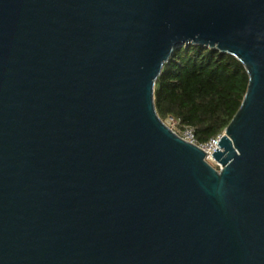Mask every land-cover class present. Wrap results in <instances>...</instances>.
Returning <instances> with one entry per match:
<instances>
[{
    "label": "water",
    "instance_id": "95a60500",
    "mask_svg": "<svg viewBox=\"0 0 264 264\" xmlns=\"http://www.w3.org/2000/svg\"><path fill=\"white\" fill-rule=\"evenodd\" d=\"M184 45L249 75L220 169L157 112ZM0 264H264V0H0Z\"/></svg>",
    "mask_w": 264,
    "mask_h": 264
},
{
    "label": "trees",
    "instance_id": "16d2710c",
    "mask_svg": "<svg viewBox=\"0 0 264 264\" xmlns=\"http://www.w3.org/2000/svg\"><path fill=\"white\" fill-rule=\"evenodd\" d=\"M249 75L235 56L200 45L178 48L155 85L159 116L192 126L199 142L222 134L239 110Z\"/></svg>",
    "mask_w": 264,
    "mask_h": 264
},
{
    "label": "built area",
    "instance_id": "2783aa9c",
    "mask_svg": "<svg viewBox=\"0 0 264 264\" xmlns=\"http://www.w3.org/2000/svg\"><path fill=\"white\" fill-rule=\"evenodd\" d=\"M166 124L181 138L184 140L193 143L197 146H199L202 150L206 153V160L208 162H215L216 168L220 169L221 166L213 159L212 154L215 152V150L218 147V143L220 141V138L222 134L212 138L208 142H199L195 135V128L192 126H181L180 121L174 117H169L166 120Z\"/></svg>",
    "mask_w": 264,
    "mask_h": 264
},
{
    "label": "rangeland",
    "instance_id": "374dc122",
    "mask_svg": "<svg viewBox=\"0 0 264 264\" xmlns=\"http://www.w3.org/2000/svg\"><path fill=\"white\" fill-rule=\"evenodd\" d=\"M167 120V119H166ZM166 120H164L166 122ZM213 166H216L215 162H210Z\"/></svg>",
    "mask_w": 264,
    "mask_h": 264
},
{
    "label": "bare ground",
    "instance_id": "6f19581e",
    "mask_svg": "<svg viewBox=\"0 0 264 264\" xmlns=\"http://www.w3.org/2000/svg\"><path fill=\"white\" fill-rule=\"evenodd\" d=\"M217 148H219V145H218V147Z\"/></svg>",
    "mask_w": 264,
    "mask_h": 264
}]
</instances>
